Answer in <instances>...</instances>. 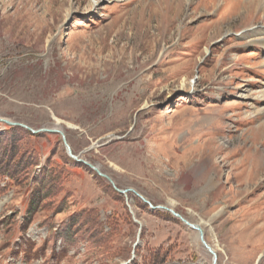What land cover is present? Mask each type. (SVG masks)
<instances>
[{
    "label": "rangeland",
    "instance_id": "1",
    "mask_svg": "<svg viewBox=\"0 0 264 264\" xmlns=\"http://www.w3.org/2000/svg\"><path fill=\"white\" fill-rule=\"evenodd\" d=\"M225 1L0 0V117L60 127L118 188L200 224L217 264H264V10ZM7 125L0 264H213L59 134Z\"/></svg>",
    "mask_w": 264,
    "mask_h": 264
},
{
    "label": "water",
    "instance_id": "2",
    "mask_svg": "<svg viewBox=\"0 0 264 264\" xmlns=\"http://www.w3.org/2000/svg\"><path fill=\"white\" fill-rule=\"evenodd\" d=\"M0 121L2 122H5L9 125H19V126H22V127H25L29 130H31L33 133H39V132H51V133H57L61 136L64 144H65V147H66V150H67V153L70 155V157H72L74 160L78 161V162H81V163H84L85 165H87L89 168H91L93 171H95L98 175L106 178L111 184L112 186L114 187V189L116 191H118L120 194H123L127 199H128V192H133L135 193L141 200H143L144 203H146L148 206H150L151 208L153 209H157V208H162V209H165L169 212L172 213V215L176 216L177 218H179L181 221H183L187 226H189L190 228L194 229L197 231L198 233V236H199V239L200 241L204 244V246L208 249V251L212 254L213 256V264H217V259H218V256H217V253L215 252V250L210 246V244L207 243L206 239H205V233H204V230L203 228L200 226V224H196V223H192L190 222L189 220H187L184 216H182L179 212H177L176 210H174L173 208L171 207H168V206H162V205H153L148 199H146L143 195L139 194L137 191H135L134 189H131V188H126V189H121V188H118L115 184V182L112 180V178L110 176H108L107 174L103 173L99 167L95 166L94 164L86 161V160H83L81 159L79 156L75 155L72 151V148L71 146L69 145V143L67 142V139H66V135L65 133L63 132V130L56 126V127H53V128H41V129H33L23 123H20V122H14V121H10L9 119H5V118H2L0 117ZM132 212V211H131ZM132 214L134 215V213L132 212ZM138 222V221H137ZM139 223V222H138ZM141 224V223H139ZM134 247H136V245H134ZM264 255L260 256L258 258V262L261 260V258L263 257ZM257 262V263H258ZM128 262L124 263V264H127Z\"/></svg>",
    "mask_w": 264,
    "mask_h": 264
},
{
    "label": "bare ground",
    "instance_id": "3",
    "mask_svg": "<svg viewBox=\"0 0 264 264\" xmlns=\"http://www.w3.org/2000/svg\"><path fill=\"white\" fill-rule=\"evenodd\" d=\"M225 4L230 5L229 6V12H227L228 16L231 15L232 13L240 12L242 10L245 11V12L251 11V9H253V8L256 9V8L260 7V9L264 10V0H226ZM262 28L263 29H261V28H256V29L253 28V30H251V35L255 36L257 42H259L260 44L264 45V27H262ZM251 93L252 92H248L249 95H251ZM262 96L264 98V94H262ZM259 113L260 114L263 113V115H264V109L260 110ZM257 128L260 131H262V129H264V121ZM259 139H260V137H259ZM251 151H252V149H251ZM255 154H257V153H255ZM261 156H263V155H261ZM258 240H260V239H258Z\"/></svg>",
    "mask_w": 264,
    "mask_h": 264
},
{
    "label": "trees",
    "instance_id": "4",
    "mask_svg": "<svg viewBox=\"0 0 264 264\" xmlns=\"http://www.w3.org/2000/svg\"><path fill=\"white\" fill-rule=\"evenodd\" d=\"M7 131H25V132H28V134L29 135H31V136H35V135H37V133H33V132H31V131H29V130H27V129H25V128H23V127H21V126H16V125H7V129H6ZM11 133V132H10ZM12 149L13 148H5L3 151H2V153H1V151H0V154H1V156H3L4 157V160H10V158H11V162H13V161H15V159H16V155L14 154V151L12 152ZM72 158V157H71ZM85 165V164H84ZM86 166V165H85ZM88 167V166H87ZM89 168V167H88ZM90 170H92L91 168H89ZM93 171V170H92ZM41 193L39 192L36 196H34V198H32L31 197V199H32V201L30 200V210L28 209V212L29 213H33V212H35L36 211V209H37V205L40 203V200H41ZM147 205V204H146ZM167 213H169V215H171L170 214V212H167ZM172 216V215H171ZM73 221V220H72ZM71 220H70V222H68V224L66 225V228H65V230H63L61 233L63 234V233H66V235H72L73 233H75L77 230H75L74 232H73V230H72V228L76 225L75 223H73ZM94 237H96V234L95 235H93V238ZM136 248H137V246L135 247V250H136Z\"/></svg>",
    "mask_w": 264,
    "mask_h": 264
}]
</instances>
